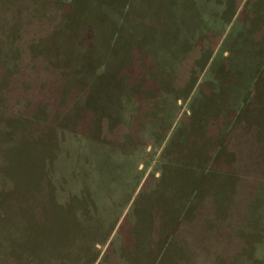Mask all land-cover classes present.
Returning <instances> with one entry per match:
<instances>
[{
	"label": "rangeland",
	"instance_id": "rangeland-1",
	"mask_svg": "<svg viewBox=\"0 0 264 264\" xmlns=\"http://www.w3.org/2000/svg\"><path fill=\"white\" fill-rule=\"evenodd\" d=\"M0 264H264V0H0Z\"/></svg>",
	"mask_w": 264,
	"mask_h": 264
}]
</instances>
